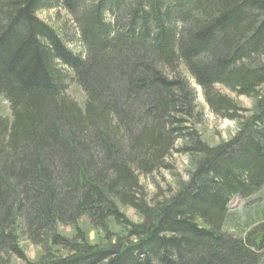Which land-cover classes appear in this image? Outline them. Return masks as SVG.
Here are the masks:
<instances>
[{
    "label": "trees",
    "instance_id": "trees-1",
    "mask_svg": "<svg viewBox=\"0 0 264 264\" xmlns=\"http://www.w3.org/2000/svg\"><path fill=\"white\" fill-rule=\"evenodd\" d=\"M49 1L0 0V264H264V208L246 212L245 237L222 231L242 223L231 199L264 187V0H54L84 56L37 17ZM185 73L236 121L229 140L201 139ZM174 153L187 179L148 201L140 178Z\"/></svg>",
    "mask_w": 264,
    "mask_h": 264
},
{
    "label": "rangeland",
    "instance_id": "rangeland-1",
    "mask_svg": "<svg viewBox=\"0 0 264 264\" xmlns=\"http://www.w3.org/2000/svg\"><path fill=\"white\" fill-rule=\"evenodd\" d=\"M50 0L46 9L37 12V17L43 21L48 26L57 30L61 39L64 40L66 47L76 55H85L84 49L80 44L79 31L77 29L76 20L74 16L66 12L61 8V6ZM87 6L84 3V8ZM77 17H81V9L76 10ZM169 23V22H168ZM173 25V24H172ZM171 26V23L169 24ZM187 76V74L185 73ZM191 88L195 90L196 93V105L200 113L202 114V125L196 127L201 135V139L210 145H215L220 142L229 140L237 130L236 121L221 119L216 117L211 113L210 109L205 103L204 97L201 90L194 84V81L187 76ZM215 90L221 95L228 97L229 99L236 102V104L244 110H252L253 100L243 97L236 96L231 93L228 89L216 86ZM66 94L82 106L84 102V95L81 90L72 83L68 86ZM0 114L2 117L10 118V109L6 101L0 97ZM176 148H180V143H177ZM170 169L162 170L159 173H154L151 176L141 177L140 184L143 186L145 195L148 201H152L157 198H162L167 196L170 192L175 189L176 182L178 179L185 181L186 170L188 168V159L185 155L181 153H174L170 159ZM264 208V187L259 195L251 197L247 202L240 199L239 197H234L231 199L228 212L230 214H236L237 220L242 223L233 224L226 222V225L222 226V231L229 235L236 237H245L246 233L249 232L248 226H244L246 212H251L252 214L256 209ZM126 216L133 222H137L136 214L132 210H126ZM259 237H256L258 239ZM89 241L95 244L97 240L95 233L89 235ZM20 246L23 248L25 257L28 260H33L36 253L39 251L34 246H31L28 242L22 240L20 241ZM17 264H20L17 262Z\"/></svg>",
    "mask_w": 264,
    "mask_h": 264
}]
</instances>
